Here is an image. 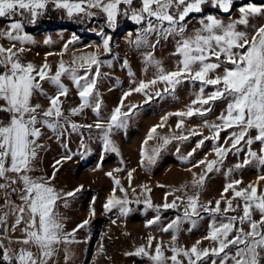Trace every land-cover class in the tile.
<instances>
[{
  "label": "snow or ice",
  "instance_id": "snow-or-ice-1",
  "mask_svg": "<svg viewBox=\"0 0 264 264\" xmlns=\"http://www.w3.org/2000/svg\"><path fill=\"white\" fill-rule=\"evenodd\" d=\"M139 2L140 7L135 8L132 7L133 0H0V18L12 20L7 31H0V36L22 45L20 48H16L15 43L8 48L0 45V101L3 102L0 103V112L8 114L7 122L0 120V181H3L0 182V190L4 194V204L8 207V211L0 215V264H49V260L56 254L55 246L74 242L69 240V236H74L79 228L88 224V220H84L73 229L72 233L63 232L62 220L56 212L57 201L74 196L83 186L71 192L61 193L51 185L61 160L55 162L53 174L47 179H33L29 173L33 170V163L39 151L45 147L39 143L43 135L42 128L46 127L56 132L63 128L64 124L70 125L74 131L79 127L89 129L92 127V125H77L64 114L62 98L68 96L69 88L62 77H67L72 82L81 101L77 107L68 109L69 115H78L88 107H92L93 112L99 115L101 103L97 99L93 106L92 99L99 95L97 90L99 78L101 75H107L101 73L100 66L111 65V61L101 60L95 52L74 55L68 63L61 59L54 73L47 61L39 68L31 62L23 63L20 58L25 51L23 44L31 40V37L23 32L24 21L35 25L46 13L50 4L54 5L56 10H62L69 20L78 19L80 22L91 20L98 13H103L106 16V25L110 29L117 27L120 16L136 24L144 23L146 26L138 31L135 41H129L137 48L148 46L155 49L161 40L179 37L173 53L180 56L176 70L165 71L160 61L155 60L152 52L146 53L145 63L157 68L155 78L147 83L140 81L138 87L125 92L120 105L113 110L106 126L100 122L95 124V128L102 132L105 150L117 151L112 144L110 134L113 128L125 127L128 118L134 115L133 109L137 107L136 105L126 106L127 112L121 110L125 107L124 98L132 91L142 92L149 85L161 82L166 85L164 92H169V89L174 91L177 85L188 81L200 84L197 99L192 101V105L199 104L200 107L189 106L187 111L175 113L177 116H203L211 111L210 107L205 108L204 105L216 100H227L225 112L218 117L221 124H208L205 121V126L214 134L199 140L197 147H201L209 139L218 141L221 130L238 129L230 133L225 141L227 146L217 144L213 148L216 160L205 159L197 162L205 165V171L198 178L193 174V185L202 186L207 174L214 170L218 171V165L223 163L229 152H241L242 142L247 146V152L243 161L234 167L239 169L253 160L264 165V25L254 28L250 36L246 32L238 31L236 27L237 24L247 26L250 17L264 15V4L257 6L255 3H247L240 6L239 19L228 24L215 15L203 16L199 21L201 27L194 30L191 35H186L188 19L194 14L203 13L205 6H211L222 13H230L235 0H139ZM121 5L128 7L122 10ZM14 17L21 19H13ZM99 34L104 35L103 29ZM153 34L156 39L150 41L149 37ZM110 39V36H105L102 41L105 53L111 52ZM64 47L66 50L68 44ZM127 65L128 61L125 59L123 66L127 67ZM220 68H223L222 73L217 72ZM81 71L83 75L80 74ZM45 81L55 87L54 95H48L44 91L42 84ZM207 86H213L215 90L205 96L204 89ZM36 93L46 97L48 100L46 108L39 103H32ZM155 95L161 96V92L157 91ZM151 98L148 95L145 102ZM166 120L167 117L162 118L161 124L150 129L145 143L153 139L156 129L163 127V122ZM182 125L181 119L176 127L181 128ZM251 130H255V136L250 134ZM190 135L195 136L200 133L191 131ZM161 139L163 143L160 147L154 148L153 154L147 157L150 164L155 162L160 148L170 142L168 137ZM171 139L186 140L188 136H173ZM228 140L231 141L230 144ZM255 142L261 144L259 153L252 150L251 146ZM195 150L194 148L189 152L188 156H192ZM141 156L143 164V149ZM63 159H71V157ZM231 171L232 169H229V172ZM128 176L131 178L132 172H129ZM258 180L264 181V176H260ZM114 183L119 185L120 181L114 179ZM241 183V180L227 183L221 193V199L215 201V207L211 206L212 201H209L208 205H199L198 195L188 196L183 215L176 216L163 229L166 232L170 229L178 231L183 221L195 224L193 217H199L198 209L203 208L205 212L219 214L225 221L217 225L214 220L208 235L204 237L215 242L216 247L200 249L198 248L200 242L197 241L191 248H171L172 255L166 257L159 243L155 246L154 254L148 251L154 239L150 236L147 246L141 245L135 253L127 255L147 256L153 264H167L168 261H171V264H183L178 259L181 255L187 258L188 264H207L209 259L211 264H261L264 261V191L258 190V183L237 188ZM230 190L233 195L228 199L225 194ZM115 191L114 188L104 208L110 211L119 206L120 213L127 215L131 211L127 207L130 202L126 198L117 197ZM120 191L125 190L121 187ZM17 192H19V204L10 198ZM167 195L166 193L165 203L156 206L158 213L160 209L178 207L177 201L181 200V197L177 196L169 203ZM234 199L242 201V215L227 216L226 213L229 211H235L232 203ZM222 201L225 204L223 209H221ZM65 203H67L66 199ZM144 203L148 207H153L150 200H145ZM236 207L241 205L237 204ZM253 212L259 213V220L253 219ZM9 215L14 217V222L11 224L8 223ZM159 219L160 216L157 215L153 220L148 221V224L151 225ZM22 224L24 227L21 228ZM245 224L248 226L247 231L244 229ZM18 229L23 233L22 238L12 240L6 235L7 232H16ZM232 233L235 234L229 239ZM175 239L174 235L173 241ZM32 248L36 251H32ZM68 259L69 256L65 251V261Z\"/></svg>",
  "mask_w": 264,
  "mask_h": 264
},
{
  "label": "rangeland",
  "instance_id": "rangeland-1",
  "mask_svg": "<svg viewBox=\"0 0 264 264\" xmlns=\"http://www.w3.org/2000/svg\"><path fill=\"white\" fill-rule=\"evenodd\" d=\"M138 5L133 4L132 7L139 8V0H133ZM241 0H235L239 2ZM256 3L257 6L264 4V0ZM247 4V3H246ZM245 5V4H243ZM239 6L233 7L230 13H222L218 9L206 6L212 9L205 11L200 16H193L187 21L186 35H191L194 30L201 27L199 21L203 16L215 15L225 24L234 20H238L240 13ZM121 9L128 6L121 5ZM56 12L62 21H70L75 24L76 31H68L64 28L54 30L43 29V24L38 22L35 25L27 24L32 27H38L34 33H28L31 37L30 41L23 44L25 51L21 55V61L25 64L31 62L39 68L45 61L51 66L52 72L56 71L59 61L62 59L66 63L70 62L74 55L79 56L87 53H97L101 60L111 61V65L101 64V75L98 80L97 90L99 95L92 99L93 106L98 99L101 103L99 115L93 112L92 107L85 108L80 114L70 116L68 109L77 107L80 99L77 90L67 77H62L63 82L69 88V94L64 100V114L69 116L71 122L87 127H79L72 130L70 125L64 124V127L56 132L48 128H42V137L39 143L45 147L38 153L33 163V170L29 175L33 179H47L53 174V165L57 160H61L58 165V171L55 172V178L51 180V185L61 193L74 191L79 186H83L82 190L72 197H65L57 201L56 212L60 216L63 223V232L72 233L79 224L84 220H88V224L79 228L74 236H69V240L74 242L69 244H58L55 246L56 254L49 260V264H153V262L144 255H127L135 253L136 249L141 245L147 246L148 238L151 236L152 247L148 249L154 254L156 244H160L162 251L166 257L172 255L171 248H191L193 244L199 241L198 248L216 247V243L204 239L210 231V225L225 222L219 214H213L198 209L199 217H193L195 224L189 221H183L178 231L170 229L163 231L176 216L183 215L184 208L187 203V197L198 195V204L208 205L212 201V207H215V201L221 199V193L225 185L234 180H241L242 183L237 188H245L250 183H258V190L264 191V181H259L260 176H264V165L257 164L253 160L250 164L236 169L234 165L241 163L245 158L247 146L241 143V152H229L223 159V163L218 165L219 170L208 173L202 186L193 185V174L198 176L205 171V165L197 164L200 160H216L217 157L213 148L217 145H225V141L233 131L238 129L230 128L220 131L218 141L206 140L201 147H197V142L203 137H211L214 133L208 124H221L218 117L224 113L227 107V100H216L210 102L209 105L203 107L211 108V111L205 115H193L192 117H180L175 115L178 112L187 111L189 106L193 108L200 107L199 104L192 105V101L197 99L200 91L199 83H191L185 81L177 85L175 90L169 89L164 92L166 85L157 82L149 85L144 91H132L130 95L124 98L122 107L123 112L128 111V105H136L133 109L134 115H131L123 128H113L110 139L117 151L113 152L105 150L102 132L95 128L97 122L106 126L113 110L120 105L121 98L124 93L130 89L138 87L140 81L147 83L157 75V68L154 65L146 64L144 55L152 52L155 60L160 61L165 71H174L177 68V62L180 56L173 55L176 48V41L179 37H169L167 40H161L160 43L152 49L148 46L137 48L129 41H135L136 35L140 29L145 27L144 23L136 24L134 21L120 16L115 29H110L106 25V16L98 13L91 20L80 22L77 20H69L62 10H56L54 5H49ZM12 21L0 22V31H7L8 25ZM132 24V29H125L123 24ZM264 25V15H257L249 18L247 26L237 24V30L249 34L253 33L254 28ZM103 29L104 35H100ZM105 36H110L111 52L105 53L102 41ZM75 37V40L73 38ZM155 34L149 37L150 41H155ZM73 41L72 43H69ZM16 44V48L22 45L19 42L9 41L0 36V45L5 48L12 47ZM65 44H68L65 50ZM49 53H51L49 55ZM127 59V67L123 66L124 60ZM223 68L217 70L222 73ZM83 75V72L80 73ZM214 75V74H210ZM44 91L48 95H54L56 92L47 81L42 84ZM213 86H207L204 89V95L207 96L214 91ZM161 92V96L155 93ZM147 94V95H146ZM150 95L151 100H147ZM0 103H3L0 101ZM32 103H39L42 107L48 106V100L44 95L36 93L32 98ZM1 116L2 112L0 113ZM167 117L163 122V127L156 129L153 139L147 140L150 129L162 122V118ZM183 120L181 128H177V122ZM61 123H64L61 121ZM191 131H196L200 135L192 136ZM60 133H63L62 135ZM250 134L255 136V130H251ZM188 136L186 140L171 139L173 136ZM162 137H168L170 142L160 148L156 155L154 163H148L147 157L152 155L154 148H159L163 143ZM231 141L228 140V144ZM252 150L259 153L261 144L255 142ZM196 149L192 156L188 153ZM144 151L143 164L141 163V151ZM70 156L71 159H63ZM195 165V166H194ZM229 169H232L229 172ZM132 172L131 178L128 173ZM111 173L112 175H107ZM114 179L120 181L119 185L114 183ZM3 182V181H0ZM18 187V185H17ZM125 191H120V188ZM121 199H127L130 203L127 205L131 211L127 215H122L119 206L105 210L104 205L107 203L108 197L113 194ZM150 189V191H146ZM10 191V189H9ZM167 202H172L177 196L181 200L177 201L176 209H160L159 213L156 206L165 203V195ZM232 191L225 194V197L232 198ZM15 203L19 204V192L11 197ZM65 199L67 203H65ZM0 202L2 210L8 211V207L4 204V194L0 190ZM150 200L153 207H148L144 201ZM139 201V203L137 202ZM235 211H229L227 216L242 215V201L234 199L232 201ZM240 204L241 207H236ZM225 207L224 202L221 203V209ZM157 215L160 219L149 225L148 221L153 220ZM258 212H253V219L259 220ZM14 222V217L9 215L8 223ZM21 228L24 227L22 224ZM237 227L239 222L237 221ZM245 231L248 230L247 224L244 225ZM235 233L230 234L229 239ZM12 240L23 237V233L18 229L16 232H7L6 234ZM176 239L173 241V236ZM19 247V245H13ZM36 251L35 248L31 249ZM65 251L69 259L65 261ZM183 264H188L187 258L182 255L178 257ZM167 264H171L168 261ZM211 264V259L207 261ZM264 264V261L261 262Z\"/></svg>",
  "mask_w": 264,
  "mask_h": 264
},
{
  "label": "trees",
  "instance_id": "trees-1",
  "mask_svg": "<svg viewBox=\"0 0 264 264\" xmlns=\"http://www.w3.org/2000/svg\"><path fill=\"white\" fill-rule=\"evenodd\" d=\"M261 1H258V0H241L239 2H235L234 6H239V5H243V4H246V3H260ZM133 4L135 5H138L137 2L133 1ZM212 8H209V7H206L205 6V9H204V12L207 11V10H210ZM213 11L215 12H218V10H214L212 9ZM203 12V13H204ZM203 13H198V14H194L193 16H200L202 15ZM192 16V17H193ZM191 18V17H190ZM13 19H21L20 17H14ZM8 21H12L11 19H8V18H0V22H8ZM39 24H43V29L45 30H54V29H57V28H64L68 31H76V26L75 24L71 23L70 21H62V18H60L59 16H57L56 12L53 11L51 8H47V11L46 13L40 17L37 21ZM123 27L125 29H132L133 28V25L132 24H123ZM39 26L38 27H32L30 25H28L26 23V21H24V31L25 32H28V33H34V31L38 30ZM1 113V112H0ZM3 116L0 115V120H6L7 119V113H2ZM257 164H259L257 161H256ZM2 200H0L1 202ZM1 206V204H0ZM1 212V210H0ZM161 217H163L164 215H160Z\"/></svg>",
  "mask_w": 264,
  "mask_h": 264
},
{
  "label": "crops",
  "instance_id": "crops-1",
  "mask_svg": "<svg viewBox=\"0 0 264 264\" xmlns=\"http://www.w3.org/2000/svg\"><path fill=\"white\" fill-rule=\"evenodd\" d=\"M7 120H8V114H7V119L6 120H4L5 122H7Z\"/></svg>",
  "mask_w": 264,
  "mask_h": 264
}]
</instances>
